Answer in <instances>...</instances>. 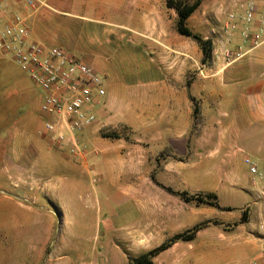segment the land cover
Listing matches in <instances>:
<instances>
[{
	"label": "crops",
	"instance_id": "obj_1",
	"mask_svg": "<svg viewBox=\"0 0 264 264\" xmlns=\"http://www.w3.org/2000/svg\"><path fill=\"white\" fill-rule=\"evenodd\" d=\"M39 2L28 16L31 39L45 47L62 48L90 65L103 78L105 95L93 107L96 122L77 135L81 154L72 155L67 144L53 143L44 132L40 88L8 55L0 54V221L7 222L0 229L5 237L4 256L11 258L23 248L20 264H25L31 238L45 234L38 215L29 211L32 203L27 197H22L23 202L9 191L18 184L19 190L27 191L33 186L28 187L29 181L36 184L35 188L49 181L46 185L60 206L81 211L85 198L91 197L94 206L103 201L100 207L106 208L107 216L94 208L86 217L90 219L85 226L91 229L88 237L95 238V233L104 229L119 251L112 261L92 251L86 264H128L130 257L152 249L154 243L159 245L187 230L189 222L193 225L212 219L219 224L201 228L190 241L174 242L153 258L154 264H263L264 237L257 230L256 216L253 233L250 220L240 223L239 215H229L238 212L240 204L220 199L216 189L228 196L238 184L250 190V177L239 182L236 176L240 167L247 169L243 163L246 155L264 169V33L258 46L244 41L245 52L224 64L223 55L214 56L216 63H221L213 71L217 85L201 92L212 94L217 134L208 153L195 147V153L184 159L193 107L189 98L192 92L182 78L186 57L168 59L162 68L152 53L154 49L149 48L155 44H145L119 22L116 15L124 0ZM135 4L141 5L139 1ZM11 9L28 13L20 4ZM260 12L264 15V9ZM175 42L180 54L187 53L182 49V38L176 37ZM122 127L130 128L137 145H129L123 137L109 139L99 133L121 131ZM242 149L245 155L239 153ZM168 151L180 159L171 158ZM160 152L167 154L157 160ZM133 169L145 180L120 181ZM187 169H195L198 175L204 172L201 169H229L233 173L230 183L217 182L194 190L213 192L218 205L231 210L207 206L189 211V202L163 188L177 192L188 189ZM169 175L179 183L172 184ZM245 196L243 204L249 198ZM196 214L203 218L196 220ZM235 222L237 226L227 227Z\"/></svg>",
	"mask_w": 264,
	"mask_h": 264
},
{
	"label": "rangeland",
	"instance_id": "obj_2",
	"mask_svg": "<svg viewBox=\"0 0 264 264\" xmlns=\"http://www.w3.org/2000/svg\"><path fill=\"white\" fill-rule=\"evenodd\" d=\"M138 1L141 5L135 4ZM185 1L191 3L195 0ZM247 1L249 0H202L194 13L186 20V25L192 32L200 34L205 39L211 41V57L209 61L204 64L201 62L202 54L197 43L191 38L181 36L177 33V15L173 9L165 5L164 0H124L122 8H119L121 11L116 15L119 22L125 24V27L130 28L127 32L136 35L142 39L145 44H155V46H150L149 48L154 49L152 53L162 68L164 65H167L165 61L168 59L177 61L179 55H182V57L185 56L187 59V64L182 70V78L184 80V85L189 89V92H192L190 95L197 100L199 108L198 114L194 115V106L192 107L191 123L187 132V154L184 159L189 158L195 153V147H199L198 150L204 152L203 154L211 150L212 140L215 139L218 127L217 125H213L212 94H205L201 91H203L202 88L208 91L210 87L217 85L213 80V71H215L217 65L221 63H216L215 55H223L224 60L222 64H224L232 57L234 58L245 52L247 47H244L243 44L244 41L249 40H244L238 31L240 21L236 22V30L230 29L231 23L228 20V15L232 11L240 15L238 9ZM255 1H257L263 10V0ZM176 37L182 38V49H187V53H179L180 47L175 42ZM167 41L171 42L170 46L164 45ZM248 47L250 48L251 45ZM37 91L39 92V89H37ZM201 101H204L203 105L200 104ZM44 120L45 117L40 119V121H42V126ZM99 133L101 137L104 138L120 139L123 137L125 141L129 142V145L138 144L133 140V136L131 135L132 132L129 127H122L121 131L100 130ZM170 153L168 151L171 158L180 159V157L174 153ZM239 153L245 155L246 152L242 149L239 150ZM166 154L165 152H160L157 155V160L164 158ZM2 162L3 159H0V164H2ZM201 170L204 172L198 175L194 173L195 169H187L188 189L183 191L187 192L188 197L198 194L213 193L203 190H194V188L198 186L211 187L217 182L230 183L233 174H231L229 169ZM236 176L239 178V182L244 178H251L248 169H245L243 166L237 169ZM169 177H171L170 180L172 184L176 185L179 183L178 178H175L173 175H169ZM143 180L145 179L141 177V172L136 171V169L123 174L120 179V181L127 183L140 182ZM49 183V181H45L42 187L35 188L36 184L29 181L27 184L28 187L31 185L33 186L28 188L27 191L23 189L19 190L20 184L16 186L17 188H13L12 191H9L13 197H17L18 199L21 197L22 201V197H27L28 203H32L29 204V211H33V213L38 215L39 224L42 226L45 233L44 237L31 238L32 243L27 247V260L25 264H86V260L89 259L92 251H96L104 258L106 256L109 261H112L119 249L110 243V233H106L104 229H101L100 233H95V235H97L95 238H89L88 235L91 229L85 227L86 224L90 222V219L86 217L92 214L94 208L100 210L103 217L107 216L106 208L103 205L100 207L103 201L102 203L100 202L99 205L96 204L94 206L91 197L89 199L85 198L83 200L85 207H81V211L74 206H60L55 202L52 191L46 185ZM25 192H27V195H25ZM224 192V190L216 189V193L220 199L224 200L227 198L234 200L236 204H240V206L236 208V210L239 209V211L237 212L235 210L236 212L229 213V215L235 218H238L239 215L240 219L242 212L245 211L247 216L246 220L251 221L252 231L254 233L256 229L254 226V222H256L254 220L256 210L253 203L255 193L254 186L250 184V190H246L242 185L238 184L233 187L229 196L224 195ZM245 193L249 195V198L247 202L243 204V200L246 197ZM203 199L207 202L217 203V196ZM87 201L88 204L85 203ZM207 206L209 205L197 204L194 200L189 201V211L195 208L197 209L196 211H200L202 207L205 209ZM203 215L206 217L208 213L204 212ZM195 216L197 217L196 220H201L203 218L201 214H196ZM196 222L198 221H195V224ZM6 224L7 222L0 221V229L5 227ZM195 224L192 225L189 222L188 229ZM230 226H237V222L227 224L228 228ZM11 227L14 228L13 224ZM0 238H2L0 239V264H20L21 250H23V248H21V250L18 249L15 254H12L11 258H6L4 256V249L2 248V243L5 241L3 233L0 234ZM156 245L157 244L154 243V245H152L153 248L158 246ZM122 247H124V245ZM22 258H24L23 254Z\"/></svg>",
	"mask_w": 264,
	"mask_h": 264
},
{
	"label": "built area",
	"instance_id": "obj_3",
	"mask_svg": "<svg viewBox=\"0 0 264 264\" xmlns=\"http://www.w3.org/2000/svg\"><path fill=\"white\" fill-rule=\"evenodd\" d=\"M39 0H0V54L8 55L16 66L41 90L40 110L45 117L43 129L55 144L65 145L70 154L82 152L78 133L96 122L93 111L98 99L105 95L103 78L90 65L68 54L59 47H45L31 39L28 16L34 12ZM20 4L28 11H12ZM264 4V0H263ZM257 1L249 0L230 12V29H237L244 40L253 47L263 41L264 15ZM254 24H258L253 28ZM243 163L251 175L254 186V205L257 230L264 237V169L248 156ZM264 264V244L261 246Z\"/></svg>",
	"mask_w": 264,
	"mask_h": 264
},
{
	"label": "trees",
	"instance_id": "obj_4",
	"mask_svg": "<svg viewBox=\"0 0 264 264\" xmlns=\"http://www.w3.org/2000/svg\"><path fill=\"white\" fill-rule=\"evenodd\" d=\"M165 5L168 8H171L175 11L177 15L176 21V30L177 33L181 36L191 38L194 42L197 43L201 50L202 58L201 62L204 64L209 61L212 53V45L209 39H205L202 35L192 32L186 25V20L194 13V11L198 8L202 0H195L193 2H187L185 0H164ZM189 98L194 106L193 114H198V103L197 100L189 94ZM167 192L180 197L182 200L187 202L194 200L197 204H206L221 210L230 211L229 207L221 208L218 203L214 202H207L203 198H213L216 197L214 193H205V194H198L195 196H187V192H177L172 190L170 187H163ZM246 212L243 211L240 217V222L246 221ZM208 224H219L216 220H206L200 223L195 224L191 228L173 235L157 247H154L148 251L142 252L138 255L132 256L129 258L128 264H154L153 258L158 255L160 252L164 251L165 249L169 248L174 242L178 240L182 241H190L194 238L196 232L201 228L205 227Z\"/></svg>",
	"mask_w": 264,
	"mask_h": 264
}]
</instances>
